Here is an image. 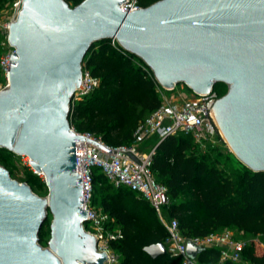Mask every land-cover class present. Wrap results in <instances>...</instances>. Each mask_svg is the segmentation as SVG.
I'll use <instances>...</instances> for the list:
<instances>
[{"label":"water","instance_id":"1","mask_svg":"<svg viewBox=\"0 0 264 264\" xmlns=\"http://www.w3.org/2000/svg\"><path fill=\"white\" fill-rule=\"evenodd\" d=\"M124 2L22 0L10 24L14 52L0 90V148L29 157L48 195L0 165V264L107 262L85 229L74 147L85 137L69 119L83 60L100 41L113 40L140 59L163 89L183 84L206 96L225 84L212 109L222 138L245 167L264 172V0H159L133 12L121 9ZM49 215L43 247L39 234ZM205 250L187 243L193 261ZM144 251L153 259L167 255L163 242Z\"/></svg>","mask_w":264,"mask_h":264},{"label":"trees","instance_id":"2","mask_svg":"<svg viewBox=\"0 0 264 264\" xmlns=\"http://www.w3.org/2000/svg\"><path fill=\"white\" fill-rule=\"evenodd\" d=\"M15 0H0V8ZM76 7L84 0H65ZM159 0H139L148 7ZM117 46V47H116ZM113 40L93 44L83 60L84 68L100 81L89 96L72 102L70 124L79 133L100 137L109 146L133 141L139 121L160 104L157 83L138 65L141 61L124 52ZM5 53L0 47V59ZM142 62V61H141ZM0 73L4 74L0 68ZM225 84L215 85L219 97L227 93ZM17 155L0 148V165L9 170ZM156 181L167 188L170 204L168 218H175L187 238L205 237L235 229L251 236L243 253L247 264H264V172L247 167L230 172L222 165L216 145L201 148L189 135L170 136L159 144L153 157ZM23 181L35 193L48 195L44 180L30 168ZM94 205L109 216L107 226L119 227L124 235L112 248L120 256L118 264H182L169 255L151 258L144 248L168 237L155 209L137 193L115 188L99 170L94 175ZM40 242L44 238L40 237ZM198 264H220V250L206 249ZM228 264V263H225Z\"/></svg>","mask_w":264,"mask_h":264},{"label":"built area","instance_id":"3","mask_svg":"<svg viewBox=\"0 0 264 264\" xmlns=\"http://www.w3.org/2000/svg\"><path fill=\"white\" fill-rule=\"evenodd\" d=\"M21 6L22 0L14 1L15 18L12 21L16 19ZM141 8L139 0H125L121 5V9L128 12ZM11 22L5 27L7 32ZM113 45L116 46L117 43L113 41ZM13 52L14 49L7 41V50L0 59V68L6 78ZM138 65L156 82L152 71L143 62L140 61ZM99 85V79L83 66L82 83L75 93L73 102L89 96ZM175 91L176 86L166 90L158 85L161 104L139 121L130 144L109 146L100 137L90 133H79L71 126L72 130L85 137L84 141H76L74 146L77 171L81 175L83 208L88 213V225H85V229L97 238L98 251L108 255L105 264H118L120 256L114 251L112 244L124 238L123 232L119 227L109 228L107 226L109 216L94 205V175L95 171L100 169L115 188L123 187L137 193L155 209L168 232L164 242L167 255L180 258L182 264H198L187 256V243L191 241L199 247L219 249L220 264H247L243 261L247 242L235 239L229 230L205 237L187 238L181 232L178 220L168 218L165 214L164 210L170 204L167 188L156 181L152 171L153 157L159 144L170 136L184 134L191 136L195 144L205 148L207 145H216V139L222 137L212 110L220 98L214 89L206 96L191 92L190 96L185 98L180 93L175 94ZM153 137L157 138V142L148 152H144L141 146ZM87 138L101 143L111 152L99 148ZM262 246L264 247V243Z\"/></svg>","mask_w":264,"mask_h":264},{"label":"rangeland","instance_id":"4","mask_svg":"<svg viewBox=\"0 0 264 264\" xmlns=\"http://www.w3.org/2000/svg\"><path fill=\"white\" fill-rule=\"evenodd\" d=\"M13 3L8 4L4 6L3 8H0V47L4 51L7 50V41H8V32L6 31L5 27L15 18V12L13 10ZM6 85H7V78L3 77L0 73V90L4 89ZM178 93H180L185 98V97L190 96L191 91L185 85L178 84L176 86L175 94H178ZM170 94L171 93H169V95ZM156 142H157V138L153 137L147 140L146 143H144L141 146V149L144 152H148L150 147L153 146ZM216 147H218V150L220 152L221 159H222V165L224 167H226L232 173L243 170L244 165L234 156V154L229 149L227 143L223 140L221 136L216 139ZM10 168H11L14 178L18 180L19 182L23 181L21 178L23 177L24 169L26 168L32 169L31 166H29V157L27 156H16L10 162ZM97 170L100 171V169H97ZM39 176L43 180H45L44 175L39 174ZM36 194L41 197H47V195L46 196L43 195L44 191L41 192V195L38 193ZM51 220H52V216L49 215L48 219L44 223L42 230L39 234V237L44 238V242L42 243L40 242V244L43 247H48V241L50 239ZM229 231L233 234L235 239L241 242H248L251 239V236L245 235L242 232H239L235 229H231ZM261 241L262 243H264L263 239H261Z\"/></svg>","mask_w":264,"mask_h":264},{"label":"bare ground","instance_id":"5","mask_svg":"<svg viewBox=\"0 0 264 264\" xmlns=\"http://www.w3.org/2000/svg\"><path fill=\"white\" fill-rule=\"evenodd\" d=\"M41 175H43V174L41 173Z\"/></svg>","mask_w":264,"mask_h":264},{"label":"crops","instance_id":"6","mask_svg":"<svg viewBox=\"0 0 264 264\" xmlns=\"http://www.w3.org/2000/svg\"><path fill=\"white\" fill-rule=\"evenodd\" d=\"M147 148V147H146ZM151 148V147H150Z\"/></svg>","mask_w":264,"mask_h":264}]
</instances>
